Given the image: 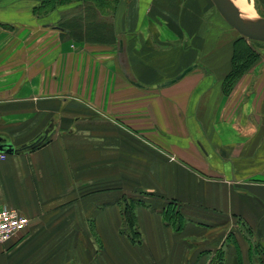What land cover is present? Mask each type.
<instances>
[{
  "label": "crops",
  "instance_id": "crops-1",
  "mask_svg": "<svg viewBox=\"0 0 264 264\" xmlns=\"http://www.w3.org/2000/svg\"><path fill=\"white\" fill-rule=\"evenodd\" d=\"M116 1L0 0V141L48 140L0 161V209L28 220L0 264H264V50L224 95L240 35L210 0ZM124 196L153 202L138 245Z\"/></svg>",
  "mask_w": 264,
  "mask_h": 264
},
{
  "label": "trees",
  "instance_id": "trees-1",
  "mask_svg": "<svg viewBox=\"0 0 264 264\" xmlns=\"http://www.w3.org/2000/svg\"><path fill=\"white\" fill-rule=\"evenodd\" d=\"M95 1L96 0H42L41 4L33 9V14L36 16L44 15L54 10L57 6L71 3H79L78 5L82 6L85 10H89L90 8L92 10V7H95L93 6V2ZM97 1L96 7L100 8L101 5L99 6V2H102L103 0ZM104 1H108L107 3L113 7L117 3L116 0ZM80 34H82L81 30ZM261 44L263 45V43L246 41L240 36V39L237 43V48L234 50V54L232 56L230 72L222 83L224 95H228L234 88L238 79L250 68H252V66L258 61L260 58V53L256 47L257 45ZM145 195L150 196L149 194ZM119 206L121 209L120 214L122 218L121 234L125 235L132 244H141L142 238L137 229L135 211L139 206L150 209L153 206V202L150 200L146 201L141 197L137 198L124 196L120 201ZM178 207V204L174 201H168L165 202V205L161 206L158 210L163 222L170 228L180 232L184 229L188 221L186 217L183 216V214L179 211Z\"/></svg>",
  "mask_w": 264,
  "mask_h": 264
},
{
  "label": "water",
  "instance_id": "water-1",
  "mask_svg": "<svg viewBox=\"0 0 264 264\" xmlns=\"http://www.w3.org/2000/svg\"><path fill=\"white\" fill-rule=\"evenodd\" d=\"M216 11L222 17V19L234 29L241 37L246 41L263 43L264 44V18L256 16L255 20L243 19L240 12L233 5L231 0H210ZM190 69L184 71L181 75L176 77L174 80L163 85L169 86L175 81L182 78ZM48 140L39 139L38 141L21 147L20 149H13L10 144L3 143L0 141V153L6 155L22 154L32 152L42 147Z\"/></svg>",
  "mask_w": 264,
  "mask_h": 264
},
{
  "label": "built area",
  "instance_id": "built-area-1",
  "mask_svg": "<svg viewBox=\"0 0 264 264\" xmlns=\"http://www.w3.org/2000/svg\"><path fill=\"white\" fill-rule=\"evenodd\" d=\"M6 154L0 153V161ZM28 224V220L16 209L4 207L0 209V245L11 241Z\"/></svg>",
  "mask_w": 264,
  "mask_h": 264
},
{
  "label": "rangeland",
  "instance_id": "rangeland-1",
  "mask_svg": "<svg viewBox=\"0 0 264 264\" xmlns=\"http://www.w3.org/2000/svg\"><path fill=\"white\" fill-rule=\"evenodd\" d=\"M239 2V0H238ZM241 3H243L244 8L248 9L249 11L253 12L256 16L264 18V0H240ZM256 49L261 51L262 49L264 50V44L262 45H257ZM179 211L181 212V209L178 207ZM182 213V212H181ZM184 216V215H183ZM233 222V221H232ZM217 228L220 227L221 225L224 226L223 229H220V231H226L225 236H227L231 231H242L243 227H241V224L238 223V221L234 222V225H231V222L227 221L226 222H219L214 224ZM212 226V225H211ZM215 227H210V229H214ZM208 229V228H207ZM244 233V236L246 232ZM220 255V254H219ZM218 257L220 258L221 256L215 257L211 256L210 261L208 257V264H215L218 261Z\"/></svg>",
  "mask_w": 264,
  "mask_h": 264
},
{
  "label": "bare ground",
  "instance_id": "bare-ground-1",
  "mask_svg": "<svg viewBox=\"0 0 264 264\" xmlns=\"http://www.w3.org/2000/svg\"><path fill=\"white\" fill-rule=\"evenodd\" d=\"M233 5L236 7V9L240 12L241 16L243 19H248V20H255L256 15L249 11L248 9L244 8L243 3L238 2V0H231Z\"/></svg>",
  "mask_w": 264,
  "mask_h": 264
}]
</instances>
